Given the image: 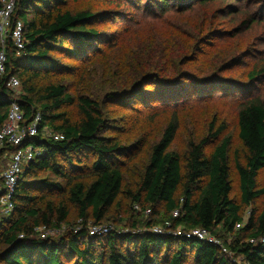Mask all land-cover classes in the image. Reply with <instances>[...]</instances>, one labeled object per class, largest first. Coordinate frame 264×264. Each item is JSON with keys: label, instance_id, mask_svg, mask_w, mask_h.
<instances>
[{"label": "trees", "instance_id": "obj_1", "mask_svg": "<svg viewBox=\"0 0 264 264\" xmlns=\"http://www.w3.org/2000/svg\"><path fill=\"white\" fill-rule=\"evenodd\" d=\"M123 1L153 15L169 9L185 11L194 5L193 0H109L114 5ZM64 4L65 0H17L13 14L24 24L26 42L17 54L8 38L6 69L0 85V129L13 101L24 112L23 124L28 125L37 115L41 120L39 134L25 139L39 153L19 179L13 215L0 223V263L63 264L62 247L66 243L76 264H162L166 258V264H186L189 258L193 264H264V242L259 240L264 236V208L252 209L247 221L243 214V207L264 195V188L258 187V175L264 169V95L249 96L238 112V136L247 150L244 163L238 157L234 160L240 202L232 196L231 137L223 138L207 151L211 141L224 132V125L211 136L190 139L181 155L169 150L180 128L179 118L174 115L160 138L150 145L146 163L125 165L135 157L141 142L125 145L109 135L113 118L107 113V102L87 95L76 101L68 93L67 84L54 76L64 65L63 57L57 53L84 58L105 43L106 34L94 24L111 11H72ZM174 26L169 24L170 28ZM208 31L213 34L217 28L211 26ZM206 37L209 35L200 42L204 43ZM147 62L153 66L151 56ZM261 73L252 71V78ZM12 76L21 80V93L6 87L5 82ZM156 76L147 73L137 82L155 83ZM42 77L49 78L45 85L34 83ZM144 77L147 78L141 80ZM127 91L113 90L106 99L113 100ZM73 104L80 112L76 120L66 111ZM43 126L62 133L64 139L45 137ZM5 152L0 151V168ZM87 171L89 179L83 175ZM42 172L47 175L41 176ZM121 199L133 206L139 204L142 211L138 212L152 208L155 218L146 226L171 218L172 211L179 209L175 225L202 227L220 238L231 237L230 242L223 240L231 254L223 253L213 242L150 231L124 235L117 231L103 239L89 235L88 229L82 227L54 239L41 238L34 230L39 226L61 229L72 210L84 224L89 220L101 223ZM239 222L244 224L236 228ZM251 238L257 241L251 242ZM173 242L178 246L168 257Z\"/></svg>", "mask_w": 264, "mask_h": 264}, {"label": "rangeland", "instance_id": "obj_2", "mask_svg": "<svg viewBox=\"0 0 264 264\" xmlns=\"http://www.w3.org/2000/svg\"><path fill=\"white\" fill-rule=\"evenodd\" d=\"M193 3L192 9H169L153 15L125 1L114 5L109 0H65L64 6L72 11L89 9L111 13L94 24L106 34L105 43L84 58L57 53L63 57L64 65L54 76L67 84L68 93L76 101L87 95L107 102V113L113 118L111 128L107 130L109 135L125 145L141 142L135 157L123 160L128 166L146 163L150 145L160 138L174 115L179 118L180 128L169 150L181 155L190 139L211 136V132L224 125V132L211 141L207 151L223 138L231 137L232 196L240 202L234 160L238 157L244 163L247 150L238 136V112L249 96L264 95V0H208L205 3L193 0ZM164 22L175 26L170 28ZM211 26L217 28L213 34L208 31ZM206 35L209 38L200 42ZM149 56L153 66L147 62ZM252 71L262 73L252 78ZM152 72L157 75L153 77L155 83L138 84L142 75ZM48 79L42 77L34 83L42 86ZM125 89L129 91L124 95L106 99L108 92ZM21 91L22 87L17 90ZM66 111L74 120L80 116L77 104L66 107ZM1 159L4 166L9 162L10 154H4ZM88 174V171L83 174L86 179H89ZM258 187L264 188V169L258 175ZM180 197L178 191L177 198ZM161 208H164L163 204ZM262 208L264 195L251 206L243 207L245 221L252 209ZM151 218L155 216L138 212L130 201L121 199L100 224L120 234L128 230L141 234L149 231L145 224ZM7 219V215L0 213V223ZM93 224V220L84 224L72 210L68 221L61 229H52L49 237L59 239L70 231L77 232L82 227L88 229ZM221 239L231 241L227 236ZM177 246L178 242L172 243L168 257ZM62 248L63 264H76L66 243ZM164 253L163 250L161 259ZM166 263L167 258L162 264ZM238 263H241L240 259ZM186 264H193L192 258Z\"/></svg>", "mask_w": 264, "mask_h": 264}, {"label": "built area", "instance_id": "obj_3", "mask_svg": "<svg viewBox=\"0 0 264 264\" xmlns=\"http://www.w3.org/2000/svg\"><path fill=\"white\" fill-rule=\"evenodd\" d=\"M16 3L17 0H2V5L0 7V85L6 69L5 62L7 60L6 50L8 38L12 40L17 54L24 49L26 42L23 22L13 18ZM5 85L9 89L17 91L21 87V80L16 76H12L5 82ZM40 120V115H37L28 125L23 124L24 112L18 102L13 101L7 121L0 129V151L5 149L6 152L4 154H10L9 162L4 166L1 164L0 168V213H4L8 218L11 217L15 211L14 198L19 179L25 173L28 165L39 153V150L32 144L27 143L25 139L28 136L39 134ZM42 134L45 137L55 140L64 139L62 133L55 132L48 126L42 127ZM134 208L136 211H142L139 204H135ZM143 212L148 216L152 213V208H146ZM179 214V209H175L172 211L171 218L166 219L162 223L151 224L147 229L152 233L160 235H172L174 237L193 238L213 242L219 246L223 253L231 254L225 242L207 229L202 227L187 229L181 225H175L174 219L179 217ZM243 224L244 222L237 223L236 228L242 227ZM34 230L41 238L49 237L51 231H53L46 226H39ZM112 232L113 229L111 227L103 226L100 223H94L88 227V233L91 236L99 237V235H104L108 237ZM128 232L129 230L123 231L121 235L127 234ZM20 237H24V234H21ZM259 240L264 242V236L260 237ZM250 241L255 243L257 240L251 238Z\"/></svg>", "mask_w": 264, "mask_h": 264}]
</instances>
